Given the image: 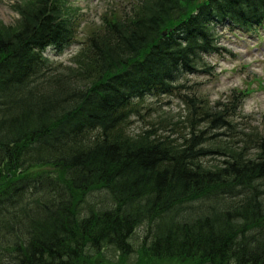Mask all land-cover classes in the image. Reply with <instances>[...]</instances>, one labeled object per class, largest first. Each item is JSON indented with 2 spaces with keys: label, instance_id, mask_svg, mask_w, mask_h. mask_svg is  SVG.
I'll use <instances>...</instances> for the list:
<instances>
[{
  "label": "trees",
  "instance_id": "1",
  "mask_svg": "<svg viewBox=\"0 0 264 264\" xmlns=\"http://www.w3.org/2000/svg\"><path fill=\"white\" fill-rule=\"evenodd\" d=\"M141 4V5H140ZM130 21L60 68L81 14L70 0L18 3L0 27V264H78L107 248L201 264H264V137L253 159L207 146L229 125L194 94L190 133L142 139L125 125L143 101L176 93L221 54L223 31L264 29V0H141ZM228 157L210 166L203 159ZM80 264V263H79Z\"/></svg>",
  "mask_w": 264,
  "mask_h": 264
},
{
  "label": "rangeland",
  "instance_id": "2",
  "mask_svg": "<svg viewBox=\"0 0 264 264\" xmlns=\"http://www.w3.org/2000/svg\"><path fill=\"white\" fill-rule=\"evenodd\" d=\"M31 0H0V27H16L19 15L14 7ZM141 0H70L72 11L81 14L75 42L61 55L52 56L60 66L77 67L86 61L81 51L88 40L107 33V22L114 18L130 21L136 17ZM221 54L206 57L209 68L205 73L188 76L178 83L176 93L160 99H147L139 113L131 115L125 125L126 135L142 139L151 134L152 139L167 137L180 140L190 133V108L186 97L194 94L202 97L205 104L215 112L223 110L231 102L237 110L228 113L229 125L217 128L211 123H201L205 131L207 146L232 155L243 152V156H257V142L264 137V29L257 34L223 31ZM228 157L214 155L204 160L210 166L221 165ZM143 233L135 232L129 244L132 252L123 254L107 248L100 253L92 252L83 264H201L194 259L155 260L142 254ZM80 264L82 262H79ZM78 263V264H79Z\"/></svg>",
  "mask_w": 264,
  "mask_h": 264
}]
</instances>
